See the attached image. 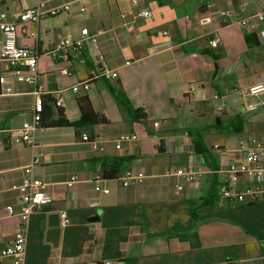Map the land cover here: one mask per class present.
<instances>
[{
  "label": "crops",
  "instance_id": "0c3cea01",
  "mask_svg": "<svg viewBox=\"0 0 264 264\" xmlns=\"http://www.w3.org/2000/svg\"><path fill=\"white\" fill-rule=\"evenodd\" d=\"M86 2L84 13L83 0H41L44 10L63 4L70 10L22 23L18 13L33 3L0 0V14L17 24L19 45L38 49L39 85L45 99L54 100L48 103L53 119L62 109L70 122L38 129L33 147L8 143L3 130L33 121L35 86L19 82L0 60L6 79L0 84V248L13 241L19 222L5 211L20 208L12 186L31 167L32 177L48 184L51 202L31 217L26 264H264V200L219 198L233 164L224 151L250 137L264 141V105L246 110L264 103V93L240 92L264 75V22L256 18L264 0H138L137 7L131 0ZM143 7L151 18L140 16ZM84 28L96 37L97 49L87 40L81 51L51 56L60 38H78ZM103 68L118 76L101 75ZM81 82H89V90L73 93ZM81 98L108 123L87 122ZM85 133L98 139L102 152L81 139ZM121 134L139 139L116 148ZM198 138L203 144L196 147ZM167 140L171 153L164 150ZM104 158L124 160L121 174L135 169L144 180L122 187L116 178L104 179ZM187 168L201 173L200 189L177 190L175 172ZM245 184L252 183L243 176L238 185ZM234 209L243 215L240 227L232 224ZM255 232L261 241L249 239Z\"/></svg>",
  "mask_w": 264,
  "mask_h": 264
},
{
  "label": "built area",
  "instance_id": "2783aa9c",
  "mask_svg": "<svg viewBox=\"0 0 264 264\" xmlns=\"http://www.w3.org/2000/svg\"><path fill=\"white\" fill-rule=\"evenodd\" d=\"M33 3L32 7L23 9L17 15V19L22 22H39L45 16H55L61 12H68L70 4H63L49 10L43 9L41 0H29ZM83 0L84 5L81 7L82 12H87L89 6ZM131 5L137 7L138 0H131ZM140 16L143 18H151L152 12L147 8H142ZM2 23L0 30L3 33V43L0 48V60L5 62L10 70V73L19 82L33 84L35 86L34 95V110L33 121L24 123L20 128H7L3 130L8 143H19L29 147H33L36 143V132L40 129L41 112L44 107V92L42 86L39 85L38 79V62L39 52L37 48H25L19 45V32L15 22L6 20V13L0 14ZM256 18L260 22H264V5L257 12ZM246 22H243L245 25ZM124 26L129 30H134V26L124 22ZM36 38V34H34ZM260 37L264 40V29L260 33ZM89 40L97 49V40L87 28L80 32V37L74 38L68 34L60 38L55 45L54 50L50 53L53 58H63V54L71 49L81 51ZM219 39H213L211 45L217 47ZM64 75H71V71L64 69L61 71ZM101 75L107 78H116L117 72L103 68ZM6 79L0 77V84H5ZM89 82H81L73 85L70 89L73 93L78 94L81 90H89ZM4 93H10V88L3 89ZM243 95L258 96L264 93V75L258 82L248 88L240 90ZM55 105L62 107L61 100H56ZM264 105L262 102L253 103L247 106L249 112L256 111ZM159 123H154V127H158ZM81 139L84 142L91 144L95 151L102 152L103 148L99 145L98 139L91 137L88 134H83ZM137 134H121L116 141V148H120L122 144L138 140ZM219 149V146H215ZM164 150L167 153L172 152V145L169 140L166 141ZM228 158L233 160V164L226 170L228 179L219 187V198L223 201L232 202L234 204L254 203L264 200V141L257 137H250L247 140L240 142L236 147L230 150H225ZM38 160H35L36 163ZM31 167L25 169V174L19 184L12 186V190L16 191L20 200V208L16 210L12 205L5 207L7 216H16L19 220L17 230L14 234L13 241L7 246L0 248V264H26L27 244L30 231L31 217L41 208L49 205L51 202L48 194V184L32 177ZM175 174L181 178L177 186V190L181 191L184 187L189 186L194 190L201 187V173L192 168L180 169ZM245 176L250 179L251 185H238L240 179ZM145 178L143 172L137 170H127L116 178V181L122 187H130L142 182ZM75 178H71L68 185H72ZM97 191L108 193L109 190L95 188ZM63 224L67 223L66 214H62ZM102 264H124L123 261H106Z\"/></svg>",
  "mask_w": 264,
  "mask_h": 264
},
{
  "label": "trees",
  "instance_id": "16d2710c",
  "mask_svg": "<svg viewBox=\"0 0 264 264\" xmlns=\"http://www.w3.org/2000/svg\"><path fill=\"white\" fill-rule=\"evenodd\" d=\"M250 34H246L245 38L247 43L250 44V39H251ZM218 58V55L216 56ZM54 100L49 99L44 97V107L43 111L40 113L41 114V121H40V128H48V127H64V126H69L70 122L67 120L65 113L62 109H59L57 118L54 120L53 116L50 112V109L48 108V103L53 102ZM79 108L81 111V114L83 118L89 122V123H95V124H106L108 123V120L106 117L101 116L97 113L94 112L92 105L88 98H81L78 100ZM140 112V111H139ZM197 141V142H196ZM195 144L196 147L198 144L202 143L203 141L201 138H198L196 140ZM204 158L206 159L207 155L206 152L203 153ZM102 161V176L104 179H115L122 173L121 171V166L123 163H125L124 160H117L115 158L112 159H107L104 158L101 160Z\"/></svg>",
  "mask_w": 264,
  "mask_h": 264
},
{
  "label": "rangeland",
  "instance_id": "374dc122",
  "mask_svg": "<svg viewBox=\"0 0 264 264\" xmlns=\"http://www.w3.org/2000/svg\"><path fill=\"white\" fill-rule=\"evenodd\" d=\"M226 107H229V106H226ZM241 214L242 213H240L239 209H234L233 212L230 213V216H232L233 225H237L239 227L243 225V221H242L243 215ZM248 237L250 240L253 239L252 241H261V236L257 232L248 235ZM57 241H59V239H57Z\"/></svg>",
  "mask_w": 264,
  "mask_h": 264
},
{
  "label": "water",
  "instance_id": "95a60500",
  "mask_svg": "<svg viewBox=\"0 0 264 264\" xmlns=\"http://www.w3.org/2000/svg\"><path fill=\"white\" fill-rule=\"evenodd\" d=\"M95 220H97L96 218H93L91 221H95Z\"/></svg>",
  "mask_w": 264,
  "mask_h": 264
}]
</instances>
